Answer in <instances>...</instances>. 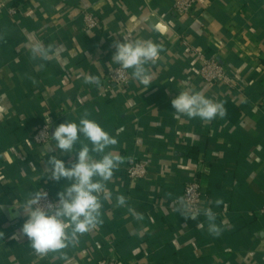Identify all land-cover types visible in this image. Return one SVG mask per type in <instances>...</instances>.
<instances>
[{
    "label": "crops",
    "instance_id": "crops-1",
    "mask_svg": "<svg viewBox=\"0 0 264 264\" xmlns=\"http://www.w3.org/2000/svg\"><path fill=\"white\" fill-rule=\"evenodd\" d=\"M175 1L0 0V264H264V0H197L181 16ZM85 10L98 19L95 30L85 29ZM124 37L162 46L149 66L151 85L131 69L126 86L109 80L120 67L111 62L113 44ZM33 38L58 54L33 60ZM198 53L229 69L238 87L203 81ZM85 74L99 86L84 83ZM186 89L222 102L226 116L177 118L171 100ZM85 112L118 140L108 149L123 160L107 184L112 199L103 202V223L76 246L40 256L21 233L27 217L16 207L38 190L57 201L68 181L50 179L47 161L56 155L69 166L76 152L61 155L54 141L33 136L47 120L53 133ZM131 162L147 163L144 180L128 178ZM194 180L202 209L216 213L218 237L203 215L186 220L177 211ZM118 195L126 206H117Z\"/></svg>",
    "mask_w": 264,
    "mask_h": 264
},
{
    "label": "clouds",
    "instance_id": "clouds-1",
    "mask_svg": "<svg viewBox=\"0 0 264 264\" xmlns=\"http://www.w3.org/2000/svg\"><path fill=\"white\" fill-rule=\"evenodd\" d=\"M160 28L159 23L154 25L155 30ZM27 47L33 60L47 61L51 56L58 54L53 45L46 46L35 38L30 40ZM113 47L115 52L111 62L119 65L124 71L131 69L132 78L140 84L146 87L151 85L153 74L149 66L156 64L160 59L162 46L151 40L124 37L123 42L115 41ZM82 79L86 84H100L99 79L92 75L85 74ZM171 105L177 118L186 116L211 122L217 117L223 119L227 114L222 102L209 99L203 92L194 89L180 91L171 100ZM88 116L85 112L78 123L67 121L59 124L50 137L61 155L76 152V159L69 166L56 155L50 156L47 161L45 173H50V179L59 182L65 178L68 181L63 190L57 193V202L42 203V200H47L48 193L38 190L31 193L22 207H16L27 217L21 233L28 238L31 248L40 256H46L50 252L63 253L70 246H76L80 236L103 223V202H110L112 199L113 194L107 184L113 179L123 160L120 155L108 149L114 147L118 140ZM41 135L42 138L48 136L47 130ZM116 202L117 206H126L127 198L118 195ZM221 203L223 201L220 199L215 201L217 206ZM177 204V211L186 220H197L203 215L209 234L217 237L221 234V226L216 223V213L211 207H194L184 202L183 198H180ZM128 211L137 219L142 218V214L137 213L135 209L128 208ZM197 227L203 230L205 225L199 223ZM0 236H3L2 232Z\"/></svg>",
    "mask_w": 264,
    "mask_h": 264
},
{
    "label": "built area",
    "instance_id": "built-area-1",
    "mask_svg": "<svg viewBox=\"0 0 264 264\" xmlns=\"http://www.w3.org/2000/svg\"><path fill=\"white\" fill-rule=\"evenodd\" d=\"M197 6V0H176L173 5V12L178 15H191ZM85 29L88 31L95 30L99 26L98 19L89 11L81 13ZM198 58L201 62L200 77L203 81L209 84H222L231 89L238 87V82L233 73L225 66L220 64L215 58L207 59L202 53H198ZM109 80L117 86H126L130 80L128 71L116 67L109 72ZM47 130L48 136L42 138V133ZM52 127L47 120L46 124L42 125L40 129L34 134L33 138L38 144H45L51 140ZM148 165L145 162H131L127 166V176L132 180H144L148 175ZM184 202L191 204L194 207L202 209L204 196L201 190V185L198 180L190 182L184 190L182 195ZM57 202L49 195L47 200H42V203ZM264 214V209L262 210ZM97 264H119L116 260H101Z\"/></svg>",
    "mask_w": 264,
    "mask_h": 264
}]
</instances>
